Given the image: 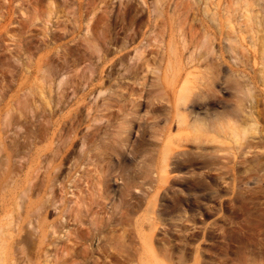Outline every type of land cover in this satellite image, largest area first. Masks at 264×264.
I'll return each mask as SVG.
<instances>
[{
	"label": "rangeland",
	"instance_id": "374dc122",
	"mask_svg": "<svg viewBox=\"0 0 264 264\" xmlns=\"http://www.w3.org/2000/svg\"><path fill=\"white\" fill-rule=\"evenodd\" d=\"M251 4L252 119L246 103L237 138L165 153L159 132L194 136L168 121L169 89L195 92L205 71L180 18L199 41L216 1L0 0V264H264V0ZM220 82L191 116L232 106Z\"/></svg>",
	"mask_w": 264,
	"mask_h": 264
},
{
	"label": "bare ground",
	"instance_id": "6f19581e",
	"mask_svg": "<svg viewBox=\"0 0 264 264\" xmlns=\"http://www.w3.org/2000/svg\"><path fill=\"white\" fill-rule=\"evenodd\" d=\"M206 1H216V8H218V16L220 17L219 22H217L215 17L213 16H211L209 20L211 23H213L212 27H215L214 30H204L201 34V40L198 41V36L196 35L197 30L194 33L191 32L193 28L190 30V25V27L187 26L189 28L188 31H185L184 29L186 27V25L184 27V22L185 20H187V16L186 18L185 16L180 18L184 19L183 21H180L179 19L181 24H183L181 25L180 22L178 24L179 26L181 25L180 29L182 28V31H178L179 28L177 27V35L181 32L180 40L182 39V43L184 45V49L182 50L183 52L184 50H186V55H188L185 60L187 59L189 64L201 60V62L198 63L201 66L205 67V71L200 72L199 77L194 76V89L196 90L195 92L188 91V89L183 87V85L188 86V84L190 83L189 79L185 78L183 85H180L181 88L179 87V90L177 91L176 97V91H174L173 89H169V98H167V101L170 104V110L168 113L169 117H167L168 121L175 122V125L178 128L177 131H191V134L193 133L194 136L192 135V139H188L187 137L182 138L181 132H179L177 135L175 134L176 136H170L169 134H165L164 136L161 132H159L157 135V139L161 140L159 137H161L162 139H166V143L164 145V148L166 150L165 153L170 150L171 145H175L176 148H180V146L182 147L185 143L193 142L194 145L198 144V146L200 147L202 145L199 144L204 143L203 141H201L202 137L207 139L208 136L213 133H219L221 135V131H224L225 129L228 130V132L230 131L231 135L237 138L239 132L235 127L230 125V117L234 118L239 116L244 112L245 104L249 103L248 107L250 109V116H247V118L252 119L251 115L254 113V107L257 105L258 100L256 97H254L251 90V84L254 82V80L252 77H247L246 79V75L244 74V71L246 69H250L251 67H249V59L256 56V53L254 52L255 45L253 44V41H250L249 48L243 44V42L247 38V36L245 35L251 32L254 33L255 27L259 23L257 22L258 16L253 14V10L251 8V0H232V11L228 6L227 0ZM187 22L188 21H186L185 23L187 24ZM194 30L195 29H193L192 31ZM194 36L195 38H193ZM215 41L217 48L213 46L215 45L213 43ZM227 56L229 59L231 58L232 61L227 60ZM188 75L191 74H187L186 77H188ZM181 79L182 75L179 74L176 79V83L180 82ZM218 81H221L220 83L223 84L225 90L229 91L234 98L232 106L228 110H223V112H219L216 114L209 113L199 118L195 117V115L191 116V114H194V112L188 109L190 107L194 108V106L196 105H200L204 102L210 101L211 97L214 95V88L217 87ZM100 92L101 91H99V93ZM97 95L99 96V94ZM136 103L137 99L131 100L132 107H137L139 103ZM90 108H86L87 114H89V110L91 111ZM132 114H136V111H134V113L131 112V115ZM254 125L250 123L251 127H254ZM246 132L248 131L244 130L242 133ZM210 141L211 140L209 139L205 140V142ZM191 145L189 144V146ZM166 162L167 158H165L163 163L165 166L167 165ZM164 165L163 169L165 167ZM22 192L25 193L24 189ZM23 195L26 196V194ZM37 234L39 235V240H42L44 233L42 232L41 228L40 234ZM17 241H14L16 242L13 244L14 246L18 244Z\"/></svg>",
	"mask_w": 264,
	"mask_h": 264
}]
</instances>
